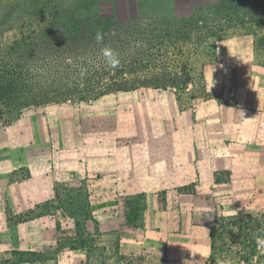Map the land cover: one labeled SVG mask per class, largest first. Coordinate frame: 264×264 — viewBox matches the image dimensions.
I'll list each match as a JSON object with an SVG mask.
<instances>
[{"label": "crops", "instance_id": "0c3cea01", "mask_svg": "<svg viewBox=\"0 0 264 264\" xmlns=\"http://www.w3.org/2000/svg\"><path fill=\"white\" fill-rule=\"evenodd\" d=\"M249 62L238 82V107L228 117L220 115L213 126L211 115L196 110L192 124L184 122L150 159L135 144L115 151L104 146L93 154L102 158L84 163L65 162L57 152L52 161L46 125L18 124L23 116L0 127V264H112L117 243L124 253L154 251L146 246L148 221L144 229L137 220L121 227L106 203L91 199L142 195L154 202L166 192L190 211L200 206L233 220L245 209L243 198L264 196V76ZM82 196L87 206H79ZM138 230L141 241L124 235ZM107 233L116 235L113 244Z\"/></svg>", "mask_w": 264, "mask_h": 264}, {"label": "trees", "instance_id": "16d2710c", "mask_svg": "<svg viewBox=\"0 0 264 264\" xmlns=\"http://www.w3.org/2000/svg\"><path fill=\"white\" fill-rule=\"evenodd\" d=\"M145 1L63 0L48 11L47 5L35 7L34 14L26 12L29 4L17 13L13 8L19 4L0 1V120L9 126L53 105L139 90L187 93L213 63L209 54L217 40L253 35L251 21L240 17L249 12V0H166L164 14L145 11ZM104 48L118 54L117 68L106 63ZM226 234L240 240L230 238L229 244ZM258 235L264 237L259 219L239 216L217 225L205 264L228 258L262 264ZM115 246L113 264H146L144 255Z\"/></svg>", "mask_w": 264, "mask_h": 264}, {"label": "rangeland", "instance_id": "374dc122", "mask_svg": "<svg viewBox=\"0 0 264 264\" xmlns=\"http://www.w3.org/2000/svg\"><path fill=\"white\" fill-rule=\"evenodd\" d=\"M0 1L19 4L20 7L16 5L13 8L17 13L25 8V4H29L30 7L27 6L24 11L28 8L26 12L34 14L35 7L45 8L47 5L48 11L50 8H56L63 0ZM165 1L146 0L144 9L148 12L154 9L155 13L164 14ZM249 2L252 4L249 12L240 17L251 21L250 30L253 35L247 38L228 36L217 40L209 54L214 58L213 63L203 68L202 80L196 87H190L187 93L139 90L106 96L100 101L81 105H53L37 112L25 113L18 124L38 127L46 125L48 151L53 153L52 161L55 158L54 153L57 152L63 154L65 162L74 160L76 163H84L94 157L102 158V154H93L102 151L104 146H109L115 151L121 147L126 150L135 144L141 145L139 154L150 159L154 157L157 145L170 141L169 135L175 130H180L184 122L192 124L196 110L207 112L211 115L207 117L208 123L216 125L220 115L228 117L227 113L238 107L236 104L240 92L238 82L241 78L244 79V69L248 64L251 65L249 61L253 60L254 71L264 76V0ZM0 127L5 128L7 124L0 120ZM38 133L39 139H43L44 133L41 131ZM178 197L177 195L167 197L166 192H161L154 197V202L151 201L152 198L142 195L111 196L91 200L94 205L106 203L110 207L114 223L121 227L137 220V227L140 229L146 227L148 221L149 237L146 246L153 247L154 251L142 253L137 248H130L137 251L138 255L143 254L147 259L146 264H164L166 256L170 264H205L209 258L206 260L202 258L210 253L208 232L221 223L231 222V217L218 212L207 214L200 206L196 207V211H190L184 203L180 204ZM78 204L87 206L89 200L82 196L78 199ZM241 205H244L245 209L234 218L244 216L253 220L259 219L264 223L263 194L255 198H243ZM246 205L255 208L250 210ZM256 215L260 216L254 217ZM140 233L138 230L136 234L124 235L141 241L143 236L141 237ZM106 236L111 238V242L116 238L113 233L110 237L109 233ZM223 237L225 242L228 240L231 244L230 238H233V235L229 237L226 234ZM237 240L240 239L236 238ZM187 248L190 250L187 251ZM238 250L235 247L233 253L229 255H235ZM258 250L264 254V248ZM229 259L227 263L221 264H237V261Z\"/></svg>", "mask_w": 264, "mask_h": 264}, {"label": "clouds", "instance_id": "9594fccd", "mask_svg": "<svg viewBox=\"0 0 264 264\" xmlns=\"http://www.w3.org/2000/svg\"><path fill=\"white\" fill-rule=\"evenodd\" d=\"M103 34L100 32H97L96 34V41L98 43H101L103 41ZM102 55L106 60V63L108 64V66H110L111 68H117L120 65V59L118 54H116L111 48H104L102 49ZM81 75H83V71L81 72ZM257 240V244L260 248H264V237L261 236H257L256 237Z\"/></svg>", "mask_w": 264, "mask_h": 264}]
</instances>
